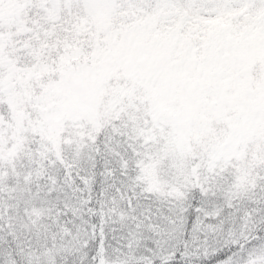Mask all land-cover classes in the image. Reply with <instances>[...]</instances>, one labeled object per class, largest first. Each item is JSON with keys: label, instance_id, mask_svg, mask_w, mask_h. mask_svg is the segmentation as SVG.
<instances>
[{"label": "snow or ice", "instance_id": "snow-or-ice-1", "mask_svg": "<svg viewBox=\"0 0 264 264\" xmlns=\"http://www.w3.org/2000/svg\"><path fill=\"white\" fill-rule=\"evenodd\" d=\"M0 264H264V0H0Z\"/></svg>", "mask_w": 264, "mask_h": 264}]
</instances>
